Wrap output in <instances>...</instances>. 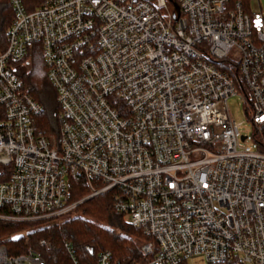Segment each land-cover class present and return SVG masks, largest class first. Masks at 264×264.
Returning <instances> with one entry per match:
<instances>
[{"label":"built area","instance_id":"obj_1","mask_svg":"<svg viewBox=\"0 0 264 264\" xmlns=\"http://www.w3.org/2000/svg\"><path fill=\"white\" fill-rule=\"evenodd\" d=\"M10 3L0 166L11 173L0 183V219L68 212L69 179L82 180L86 197L112 191L115 210L146 238L147 260L132 264H264L263 15L241 0H45L33 11ZM37 42L60 106L55 140L37 130L41 106L14 65ZM227 59L242 84L220 68ZM232 95L257 150L240 146ZM0 264L46 263L0 244ZM97 264L122 263L104 251Z\"/></svg>","mask_w":264,"mask_h":264},{"label":"trees","instance_id":"obj_2","mask_svg":"<svg viewBox=\"0 0 264 264\" xmlns=\"http://www.w3.org/2000/svg\"><path fill=\"white\" fill-rule=\"evenodd\" d=\"M22 1L27 11H33L45 0ZM236 1L230 0L229 5L232 6ZM241 1L244 10L249 12V0ZM13 18L14 11L10 0H0V53L6 48L8 29ZM14 65L16 73L23 81L24 89L41 106V112L35 118L37 130L49 140H55L59 133L60 106L56 91L47 76L40 43L32 44L26 59L15 62ZM220 68L224 69L236 84L242 82L238 63L235 61L227 59ZM10 173V166H0V183L8 180ZM69 190L70 203L79 201L91 192L85 181L73 179H69ZM112 195V191H106L92 196L61 214L67 216L66 218L50 222L38 229L27 230L29 226L31 228L40 221L52 220L54 217L41 218L38 222L0 219V244L7 246L13 255L27 253L31 249L37 252L46 264H97L99 254L104 251H110L113 259L122 264L144 262L147 256L143 254L141 245L146 238L124 214L115 210ZM41 240L44 241L43 244L40 243ZM67 243L73 245L77 263L72 261L67 252ZM186 261L182 264H186ZM208 264L240 263L233 259Z\"/></svg>","mask_w":264,"mask_h":264},{"label":"rangeland","instance_id":"obj_3","mask_svg":"<svg viewBox=\"0 0 264 264\" xmlns=\"http://www.w3.org/2000/svg\"><path fill=\"white\" fill-rule=\"evenodd\" d=\"M249 4H250V9L253 12L261 13L264 17V0H249ZM235 52L236 51L233 50L231 52V55L234 57H237ZM227 105H228V109H229L231 116L237 122V124H239L241 135L242 136H245V135L248 136L247 140H245V141L240 140V146L243 147L244 149H247V150H257V144L252 137V135L254 133V128H253L252 122L250 121V118L246 115L245 105L242 103L241 97L239 95L230 96L228 98ZM86 196L87 195H85L82 199L87 198ZM82 199H80L79 201H81ZM77 202L78 201L74 202L73 204L75 205V203H77ZM72 208H74V206ZM60 214H62V213H60ZM60 214H56V215L47 217V218L54 217V219L48 220V221L38 222L39 219H35V220L29 219V220H21V221H28V222L37 221L38 222L37 224L32 225L31 228L29 226L27 228V230L32 229V228L38 229V228H41L43 226L48 225L50 222L59 221V220H62V219L67 217V216H61ZM41 241H43V240H41ZM41 241H40V243H41ZM186 264H208V262H206V260L203 257L199 256V257H193V258L188 259L186 261Z\"/></svg>","mask_w":264,"mask_h":264},{"label":"water","instance_id":"obj_4","mask_svg":"<svg viewBox=\"0 0 264 264\" xmlns=\"http://www.w3.org/2000/svg\"><path fill=\"white\" fill-rule=\"evenodd\" d=\"M174 6H175V9H176L177 14L179 15V13H180L179 5L176 2H174ZM244 138H245V136H242L241 139L244 140ZM88 198H90V197H87L85 199H82L81 201H78L75 205L80 204L81 202H83L84 200H86Z\"/></svg>","mask_w":264,"mask_h":264}]
</instances>
